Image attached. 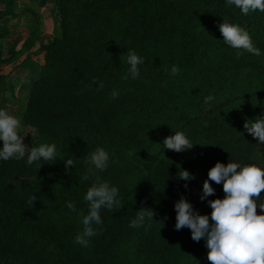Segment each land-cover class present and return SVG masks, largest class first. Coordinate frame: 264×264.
I'll list each match as a JSON object with an SVG mask.
<instances>
[{
	"label": "trees",
	"instance_id": "trees-1",
	"mask_svg": "<svg viewBox=\"0 0 264 264\" xmlns=\"http://www.w3.org/2000/svg\"><path fill=\"white\" fill-rule=\"evenodd\" d=\"M16 2L0 0V18L15 14ZM53 15L59 32L42 44L44 63L29 92L41 108L25 116L40 135L35 145L55 144L57 161H40L41 168L26 159L0 165V179L18 170L38 175L0 189V264H209L206 239L193 241L186 227L175 230L174 205L184 196L210 216L207 200L224 193L211 182L215 195L201 200L208 171L229 159L255 163L251 153L264 149L244 129L246 120L264 116V13L244 15L226 0H56ZM223 18L245 28L261 55L245 52L237 59L219 31ZM7 35L0 31V38ZM127 49L144 60L136 79L122 78L129 66L120 56ZM174 65L179 73L173 77ZM76 76L102 80L119 96L106 109L82 104ZM209 95L215 100L205 104ZM42 123L53 129L45 138ZM175 131L184 132L193 148H164ZM97 147L111 158L102 178L110 177L120 201L129 196V202L110 220L102 209L101 230L84 247L74 238L83 231V197L94 177L81 179L86 166L77 152ZM68 158L75 161L71 175ZM185 160L194 179L202 176L197 187L194 179L187 188L177 179ZM69 200L76 212L65 206ZM144 207L155 210L154 220L130 228Z\"/></svg>",
	"mask_w": 264,
	"mask_h": 264
},
{
	"label": "clouds",
	"instance_id": "clouds-1",
	"mask_svg": "<svg viewBox=\"0 0 264 264\" xmlns=\"http://www.w3.org/2000/svg\"><path fill=\"white\" fill-rule=\"evenodd\" d=\"M226 3L230 6L234 5L244 15L257 10L264 13V0H226ZM218 28L224 43L236 50L237 59L245 52L255 56L261 55V50L254 45L250 33L245 28L228 22L226 18L218 24ZM122 58L129 66L128 75L122 78H138L140 76L138 66L144 63L143 58L131 49H127V52L120 56V59ZM178 73L179 67L172 66L170 75L174 77ZM93 83L98 85L97 91L103 90L102 80H93ZM110 95L115 99L119 96V92L113 89ZM214 100L215 97L209 95L205 97L204 103L208 104ZM20 129L21 121L7 109L0 108V141H2L0 161L12 159L20 161L26 158L27 165L37 163L39 168L43 164H54L57 161L55 144L42 143L37 146L33 139V146L29 148L24 143V137L27 134L22 133ZM244 129L257 140L258 144L264 145V116L246 120ZM194 145L184 132L176 131L174 135L166 137L163 142L164 148L178 153L190 150ZM110 159L109 153L103 147L90 150L82 159L86 171L81 179L87 181L94 177L91 187L83 197L88 209L86 214L83 211L80 212L83 231L74 238V243L84 247L88 246L89 238L98 235L101 230L99 228L103 224L101 210L119 211L124 207L118 198L119 189L111 186L99 175L108 169ZM40 161L44 163L40 164ZM64 163L66 174L71 175L70 168L75 167V161L68 158L64 160ZM177 179L189 181L194 179V176L188 170L178 168ZM211 182L222 185L223 198L207 200V197L215 195L216 191ZM184 186L188 187L187 184ZM262 193H264V168L256 163L240 164L231 162L230 159L226 165L218 161L208 171V179L203 183L201 196V200H207L212 209L210 216L200 214L186 197L181 196L174 205L175 230L179 231L186 227L191 231L193 241L199 242L201 239H206L209 264H264ZM36 200L37 197L32 194L29 204L34 206ZM65 206L72 212L77 211L76 204L71 200L67 201ZM155 215V210L141 208L137 211L136 217L131 220L129 227L139 228L146 222L150 226Z\"/></svg>",
	"mask_w": 264,
	"mask_h": 264
},
{
	"label": "rangeland",
	"instance_id": "rangeland-1",
	"mask_svg": "<svg viewBox=\"0 0 264 264\" xmlns=\"http://www.w3.org/2000/svg\"><path fill=\"white\" fill-rule=\"evenodd\" d=\"M55 2L54 1V6L55 7ZM54 16V15H53ZM33 23L36 24V28H38L37 26V21L35 19H32ZM4 26H0V31L4 30ZM59 32V25L55 24V28H54V35L58 34ZM8 36V35H7ZM11 39H14L15 41L17 39H15L16 37H14V35L8 36ZM53 38V37H52ZM38 40V44L39 47L35 50H32L33 55L30 56L28 55V53L26 54V47L23 46L24 44H28V47H30V45L35 41ZM46 39V34L42 32L38 31V29L32 30L30 32V35L26 38V41L24 42V44H22L21 48L15 50L14 52H12L10 54V56L8 57V60H11L13 63L12 66H10L9 70L6 72L8 74H2L0 73V108H5L7 109L12 115L16 116L20 121H21V129L20 131L22 133L27 134L24 137V143L26 145H28V147H32L33 146V139H34V144L36 142L40 141V135L38 134V132L35 130V128L30 124V120L28 118H26V114L27 113H37L39 112L38 109L41 105L37 104L35 101L30 100L29 97V92L31 89V86L33 84V82L35 81V79L38 76V72L40 70V67L43 65L44 63V59L42 56V53L40 54L41 51V46L43 44V41ZM33 41V42H30ZM42 56V57H41ZM28 63H31L34 68L29 69L26 65ZM28 68L29 72L26 71L25 69ZM18 69L21 70H25V78L29 81H27L26 83L24 82V84L21 86V89L16 90L14 87V82L15 79L17 78V75L19 73H23L22 71L19 72ZM1 72V71H0ZM13 72L12 78H14L16 76V78L14 80H7L5 79L6 77L10 76V73ZM75 83L79 86V91L77 92V94L79 95L80 99L79 101L82 104H89L92 107H95L97 109H106L108 107V103L111 101V96L110 93L108 92L107 88L104 87L103 90L97 91V86L94 83H88L86 81H84V79L80 76H76L75 78ZM9 91V94H7V96H4L3 91L4 90ZM18 91V92H16ZM16 93V94H15ZM41 108V107H40ZM47 122V120H46ZM41 127L42 125H45V128L47 129H43L44 131V136L43 138H45V134L48 133V131H52V127L42 123L39 124ZM33 137H32V134ZM23 135V134H22ZM1 143V147H2V141H0ZM92 149H84L81 150L79 152H77V157L80 161H83L82 159L86 156V154ZM166 157H170L169 155L167 156V153H165V158ZM26 159V158H25ZM251 159L258 164L260 167L264 168V149L263 148H256L252 153H251ZM16 162V160L12 159L9 161H0V165H7L9 163H13ZM111 163V159L109 161V165ZM163 161L161 162V166H162ZM184 166V167H183ZM182 168L185 170H189V160H185L184 163H182ZM102 173H99V175L102 178ZM38 177L37 174H31L30 172H28L27 170H18L17 172H13L8 174L7 176H5L4 178L0 179V189L4 190L7 188H17L20 185L33 181ZM103 180L108 181L109 183L111 182V178L110 177H106V178H102ZM202 176L198 173L196 178L194 179V187L198 186V182H201ZM186 184V181L184 182V185ZM171 198H167V200H169ZM261 200L264 201V196L261 197ZM129 202V196L126 199L121 200L122 205H124L123 209L119 210V211H123L126 207H127V203ZM158 206L161 204L160 202H157ZM147 205V204H144ZM193 205V204H192ZM195 210L198 211V207L193 206ZM119 211H108L107 210V219L110 220L112 219ZM260 210L258 209V212ZM203 215V214H202ZM176 219V216H175ZM181 231H183V229H181ZM183 235V234H182ZM179 240V239H178ZM4 259L3 255H0V261H2Z\"/></svg>",
	"mask_w": 264,
	"mask_h": 264
},
{
	"label": "crops",
	"instance_id": "crops-1",
	"mask_svg": "<svg viewBox=\"0 0 264 264\" xmlns=\"http://www.w3.org/2000/svg\"><path fill=\"white\" fill-rule=\"evenodd\" d=\"M54 1L55 0H17L13 10L15 14L0 18V26H4V30L8 32V36L14 35V37H16L15 39H17L15 41L8 36L5 38H0V73H9L6 72L14 62L8 60V57L12 52L21 48L22 44H24L26 38L30 35L32 30L38 29L39 32H42V35L43 33L46 34V39L43 41V43H46L52 39L55 28L53 16ZM3 9L4 6L0 4V10ZM32 19L37 21L38 28L35 27L36 24L33 23ZM38 43L39 42L36 39L30 45V47H28V44H24L23 46L26 47L25 53H28V55L32 56L34 52H32V50H35L39 47ZM41 53L43 56L42 51H40V54ZM26 66L32 70L34 68L31 63H28ZM28 68L25 70L29 72ZM25 70L18 69L19 72L22 71L23 73H19L17 78L16 76L12 78V72L10 73V76L6 77L5 79L14 80L16 78L14 87L16 90H19L21 89V86L24 84V82L26 83L29 81L25 78ZM3 94L4 96H7L9 91L5 89Z\"/></svg>",
	"mask_w": 264,
	"mask_h": 264
}]
</instances>
